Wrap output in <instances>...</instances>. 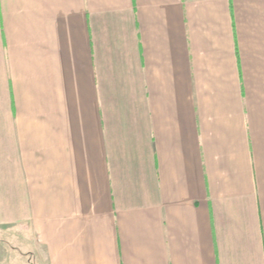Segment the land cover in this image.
I'll return each mask as SVG.
<instances>
[{"label":"crops","instance_id":"0c3cea01","mask_svg":"<svg viewBox=\"0 0 264 264\" xmlns=\"http://www.w3.org/2000/svg\"><path fill=\"white\" fill-rule=\"evenodd\" d=\"M0 264H264V0H0Z\"/></svg>","mask_w":264,"mask_h":264},{"label":"rangeland","instance_id":"374dc122","mask_svg":"<svg viewBox=\"0 0 264 264\" xmlns=\"http://www.w3.org/2000/svg\"><path fill=\"white\" fill-rule=\"evenodd\" d=\"M10 231L8 232H5V233H1L0 234V238L3 240V239H7L9 240L10 238H8L9 236H12V233H9Z\"/></svg>","mask_w":264,"mask_h":264}]
</instances>
